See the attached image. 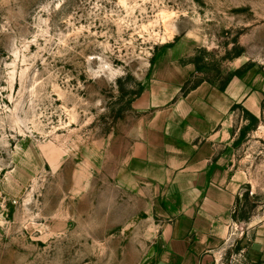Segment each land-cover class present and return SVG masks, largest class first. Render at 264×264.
<instances>
[{"label": "rangeland", "instance_id": "obj_1", "mask_svg": "<svg viewBox=\"0 0 264 264\" xmlns=\"http://www.w3.org/2000/svg\"><path fill=\"white\" fill-rule=\"evenodd\" d=\"M166 52L219 86L242 63L264 77V0H0V264H144L151 202L121 135ZM240 142L234 233L264 217V101Z\"/></svg>", "mask_w": 264, "mask_h": 264}, {"label": "crops", "instance_id": "obj_2", "mask_svg": "<svg viewBox=\"0 0 264 264\" xmlns=\"http://www.w3.org/2000/svg\"><path fill=\"white\" fill-rule=\"evenodd\" d=\"M180 56L158 59L121 135V171L151 202L144 264H264V217L231 232L252 193L240 141L260 120L264 77L250 68L221 87Z\"/></svg>", "mask_w": 264, "mask_h": 264}, {"label": "trees", "instance_id": "obj_3", "mask_svg": "<svg viewBox=\"0 0 264 264\" xmlns=\"http://www.w3.org/2000/svg\"><path fill=\"white\" fill-rule=\"evenodd\" d=\"M196 64H197V63H196ZM198 68H200V66H198ZM243 70H244V69L241 67V68L237 69V70L234 72V74L239 75ZM228 79H229V78L226 79V81L221 85V87H224V85L227 83Z\"/></svg>", "mask_w": 264, "mask_h": 264}]
</instances>
